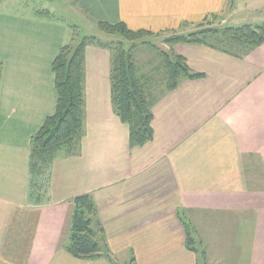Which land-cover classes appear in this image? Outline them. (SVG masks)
Segmentation results:
<instances>
[{
	"label": "crops",
	"instance_id": "0c3cea01",
	"mask_svg": "<svg viewBox=\"0 0 264 264\" xmlns=\"http://www.w3.org/2000/svg\"><path fill=\"white\" fill-rule=\"evenodd\" d=\"M74 1L96 24L153 32L226 14L234 3L264 20V0ZM12 29L0 52V264H198L184 219L207 264H264V44L243 57L176 45L204 76L156 96L154 138L137 147L113 109L111 53L88 45L85 132L75 152L33 175L31 139L56 109L51 65L59 50ZM86 193L111 258L66 249L72 199Z\"/></svg>",
	"mask_w": 264,
	"mask_h": 264
},
{
	"label": "trees",
	"instance_id": "16d2710c",
	"mask_svg": "<svg viewBox=\"0 0 264 264\" xmlns=\"http://www.w3.org/2000/svg\"><path fill=\"white\" fill-rule=\"evenodd\" d=\"M217 19L218 16H213ZM191 23L183 22L177 29L153 33L146 29H131L125 22L99 21L100 29L107 35H117V43L103 41L95 35H85L74 44L62 46L51 69L56 87V109L48 115L31 139L30 169L33 175L47 169L61 152L73 153L85 132V52L90 44L109 49L110 80L114 112L129 127L131 147L143 146L154 137L153 105L156 96L174 90L184 79H198L204 73L195 72L187 58L175 50L181 43L199 44L243 57L254 48L264 44V20L238 26H214L209 17L196 23L198 29L185 32ZM170 33L162 41L168 49H160L146 35L157 36ZM130 42L131 44H128ZM154 47L160 64L157 71L163 79H155V71L141 72L135 52L139 46ZM2 62L0 61V79ZM159 90L155 94L154 91ZM154 96H153V95ZM154 99H153V97ZM73 215L69 243L66 249L76 258H111L106 233L98 218V210L92 196L81 194L72 199ZM186 230V246L206 262V251L200 249L197 232L188 220H183ZM199 246V247H198Z\"/></svg>",
	"mask_w": 264,
	"mask_h": 264
},
{
	"label": "rangeland",
	"instance_id": "374dc122",
	"mask_svg": "<svg viewBox=\"0 0 264 264\" xmlns=\"http://www.w3.org/2000/svg\"><path fill=\"white\" fill-rule=\"evenodd\" d=\"M75 5L74 0H0V52L2 48L1 41L10 36V31H7L9 26L15 28L12 29L15 30V33L21 31L28 33V35L34 34V39L40 42L41 45H45L47 48L48 45H54L57 50L66 44L78 42L85 35H95L103 41L110 42L114 40L113 43H117L119 38L117 35L105 34L95 21H89L84 13L78 12ZM228 11L226 14L218 15L217 19L212 18L216 15L211 16L212 25L216 27L224 25L238 26L262 21H252L251 18L254 17V14L239 3H234ZM196 29H198V26L191 23L184 28V31L190 32ZM169 35L170 33H163L160 36L146 35V40H150L160 49H168L162 39ZM127 43L131 44L130 42ZM153 48L151 45L139 46L135 52V57L140 70H142L141 72L147 73L152 69V72L155 71V79L160 81L163 79V74L157 71L160 59ZM154 93H159V90H155ZM198 262V264H207V259L206 262H203V259L198 257Z\"/></svg>",
	"mask_w": 264,
	"mask_h": 264
}]
</instances>
